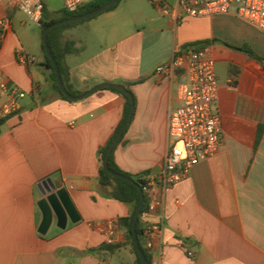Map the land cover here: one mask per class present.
<instances>
[{
  "label": "crops",
  "instance_id": "crops-1",
  "mask_svg": "<svg viewBox=\"0 0 264 264\" xmlns=\"http://www.w3.org/2000/svg\"><path fill=\"white\" fill-rule=\"evenodd\" d=\"M41 1L46 23L62 0ZM115 14L107 11L66 29L60 41L73 49L64 65L74 91L109 83L132 94L133 115L113 152L117 167L130 175L158 173L169 147L168 115L179 103L176 82L155 68L176 48L215 41L206 49L219 84L221 146L183 181L156 191L162 206L143 218L161 227L147 249L151 264H264V62L235 49L248 46L264 58V31L233 12L176 24L155 9L133 19L132 27ZM3 18L11 26L0 44V77L25 98L0 126V264H134L119 224L129 207L99 184L98 151L121 123L124 96L102 88L80 100L60 99L42 67L41 27L0 0ZM228 22L237 33L215 50L218 28ZM18 54L33 61L22 65ZM47 179L65 189L79 220L67 218L61 228L54 217L42 234L37 203ZM107 223L114 224L110 245L119 247L91 252L109 245L101 228Z\"/></svg>",
  "mask_w": 264,
  "mask_h": 264
},
{
  "label": "built area",
  "instance_id": "built-area-1",
  "mask_svg": "<svg viewBox=\"0 0 264 264\" xmlns=\"http://www.w3.org/2000/svg\"><path fill=\"white\" fill-rule=\"evenodd\" d=\"M15 11L23 13L31 23L42 19L41 0H1ZM96 0H62V9L73 13ZM163 16L176 24L188 18H211L233 12L244 23L264 31V0H147ZM10 20H0V44L10 30ZM18 63L26 65L33 58L18 54ZM155 73L176 82L178 105L168 115V151L156 174L145 176L142 188L149 201L143 218L162 206L156 191H165L187 178L190 170L200 162L214 157L221 146V119L216 109L218 79L215 60L206 48L173 50L171 58L159 64ZM25 93L0 77V118L17 114ZM100 227V226H99ZM112 242L114 224L101 228ZM161 231L160 225L143 220V239L146 249L152 247V238ZM182 247V245H181ZM189 257L193 254L187 252Z\"/></svg>",
  "mask_w": 264,
  "mask_h": 264
},
{
  "label": "trees",
  "instance_id": "trees-1",
  "mask_svg": "<svg viewBox=\"0 0 264 264\" xmlns=\"http://www.w3.org/2000/svg\"><path fill=\"white\" fill-rule=\"evenodd\" d=\"M109 1L110 0H96V1L90 2V3L80 7L77 11H75L73 13H69V12H66V11L61 9L60 11H58L56 13V17L52 20L47 21L46 24L50 25L52 23H55V22L76 16V15H81V14L93 11L95 9H98L102 5L108 3ZM118 2H119V0H117L116 3L112 7H110L107 11H110L113 8H115L116 5L118 4ZM107 11H105V12H107ZM45 14H46V9L44 7L41 20H43ZM92 18H94V17H92ZM92 18L60 26L58 28L51 30L47 34L48 45L50 47V50H51V53H52L54 59L56 60V62L58 64L60 76H61L62 82L64 84V87H65L66 91L71 96H74V97L81 95L82 92L74 91L72 89V87L69 85V71H68L67 67L64 65V56L68 53H71L73 51V49L71 48V43L70 44L61 43L60 34L64 28H67V27L73 26V25H77L79 23L85 22V21L90 20ZM40 30H41V32H43L42 28H40ZM212 42H215V41L214 40H212V41H200V42L198 41L197 43L195 42V44L188 43V44L183 45L181 47V49L183 51H185L188 49L206 48ZM235 49L243 52L248 57H250V58H252L258 62H264V58L257 56L255 53H253L251 51V49L248 46H243V47L235 48ZM42 50H43V56H44V63L42 65V67H43L44 72H45L46 81H47L49 87L51 88V90L54 93H56V95L60 99L67 101V98L61 93L60 89L58 88L55 73H54V70L52 67V63H51L50 59L47 57L45 50H44V47ZM111 90L123 95L126 102H125V106H124V110H123V117H122L121 123L116 128L115 132L113 133L112 137L107 142V144L104 147L100 148L98 151V154L100 157V163H101V166L99 167V184L102 187L109 188V190H110L109 191V197L111 199L118 201L120 203H123L129 207V215L125 218L119 219V224L123 228V230L125 231V245L129 246L131 253L135 257L134 264H142V261H141L139 255L135 249V246L133 244L132 232H131L132 217H133L134 212H135V210L138 206V203H139L138 189H137L135 184H131V183L125 182L121 179L114 178L111 175L107 174L102 168V162H103L104 156L106 154L107 148L109 147L110 143L112 142V140L114 139V137L118 133L119 129L121 128L122 124L124 123L125 119L128 116V113L130 111V100L128 99V97H126L121 91H118L116 89H111ZM3 122H4V119H0V126L3 124ZM125 130L123 131V133L125 132ZM120 141H121V139L119 140V142ZM114 149L112 150V152L108 158V168L114 173H118V174H121L125 177L132 179L135 183L140 185L141 188H143L146 185V180H145L146 175L145 174L130 175V174L122 172L117 167V165L114 161V156H113ZM148 201H149L148 197L145 196L144 205L142 207V210L140 212V215H139L137 223H136V234H137V237L139 239H143V214L146 211ZM118 247H119L118 245H110L109 244V245H104V246L100 247L99 249L91 250V252L100 251V250H107V251L113 252ZM144 255H145V258H146L148 264H151V257L149 255L147 249L144 250Z\"/></svg>",
  "mask_w": 264,
  "mask_h": 264
},
{
  "label": "water",
  "instance_id": "water-1",
  "mask_svg": "<svg viewBox=\"0 0 264 264\" xmlns=\"http://www.w3.org/2000/svg\"><path fill=\"white\" fill-rule=\"evenodd\" d=\"M117 0H110L108 3L102 5L98 9H95L93 11L81 14V15H76L55 23H52L50 25H47L43 20H41L38 25L43 29L42 32V43L43 47L45 50V53L47 57L50 59L52 63V67L55 73L56 77V82L58 85V88L60 89L61 93L68 99V100H80L88 96L89 94L100 90L102 88H112L116 89L118 91H121L128 99L130 100V111L128 113L127 118L125 119L124 123L122 124L121 128L119 129L118 133L110 143L109 147L107 148L106 154L104 156L103 162H102V168L103 170L111 175L114 178L121 179L125 182L135 184L137 189H138V194H139V203L138 206L134 212V215L132 217V222H131V232H132V240L133 244L135 246V249L142 261V264H148L145 255H144V250L146 249V240L145 239H139L136 234V223L138 220V217L140 215V212L142 210V207L144 205L145 201V196L142 191V188L140 185L135 183L132 179L125 177L121 174L114 173L108 168V158L109 155L111 154L112 150L115 148L119 140L121 139L123 135V131L126 127V125L130 122L131 117L133 115L134 111V101L132 94L122 85L119 84H109V83H104L97 85L93 87L91 90L83 93L82 95L78 97L71 96L65 89L64 84L62 82L61 76H60V71L58 64L56 60L54 59L50 47L48 45L47 41V34L60 26L69 24V23H74V22H79L82 20H86L92 17H95L101 13H104L107 11L110 7H112ZM40 193L42 196V199L37 203L38 208L41 211L42 214V223L40 226V233H44L45 230L50 226L53 218L55 217L57 220V225L61 228L64 227L66 219L69 218L72 223H75L79 220V218L76 215L75 209L73 205L71 204V201L69 200L68 194L65 191V189H56L54 184L51 182L50 179H47L46 181H43L40 185Z\"/></svg>",
  "mask_w": 264,
  "mask_h": 264
},
{
  "label": "rangeland",
  "instance_id": "rangeland-1",
  "mask_svg": "<svg viewBox=\"0 0 264 264\" xmlns=\"http://www.w3.org/2000/svg\"><path fill=\"white\" fill-rule=\"evenodd\" d=\"M110 11H115L116 13L115 15L117 17L124 18V20H128L130 27H132L133 19L149 17L152 14V12H155V9L149 4L147 0H119L116 7ZM74 26L75 25L64 28L62 31H65L66 29H70ZM218 30H219L218 38L220 39H218V42L214 43V47L216 48L215 50H217V47H222L221 44H224L223 42L226 41L227 37L231 38L235 36L237 33L234 24L230 22L226 23L225 25H222L220 28H218ZM191 43L195 44V42H191Z\"/></svg>",
  "mask_w": 264,
  "mask_h": 264
}]
</instances>
